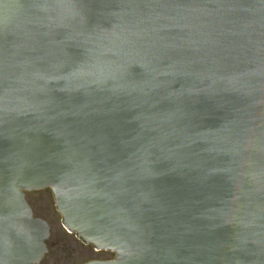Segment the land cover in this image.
<instances>
[{
	"label": "water",
	"instance_id": "obj_1",
	"mask_svg": "<svg viewBox=\"0 0 264 264\" xmlns=\"http://www.w3.org/2000/svg\"><path fill=\"white\" fill-rule=\"evenodd\" d=\"M44 188L81 264H264V0H0V264Z\"/></svg>",
	"mask_w": 264,
	"mask_h": 264
},
{
	"label": "rangeland",
	"instance_id": "obj_2",
	"mask_svg": "<svg viewBox=\"0 0 264 264\" xmlns=\"http://www.w3.org/2000/svg\"><path fill=\"white\" fill-rule=\"evenodd\" d=\"M25 198L33 214L44 219L50 228L47 252L37 264H81L89 260H109L114 258L110 251L96 250L84 244L73 233H68L61 224L52 192L49 188L25 192Z\"/></svg>",
	"mask_w": 264,
	"mask_h": 264
},
{
	"label": "trees",
	"instance_id": "obj_3",
	"mask_svg": "<svg viewBox=\"0 0 264 264\" xmlns=\"http://www.w3.org/2000/svg\"><path fill=\"white\" fill-rule=\"evenodd\" d=\"M49 239H50V238H48V240L46 241V246H48V243H49Z\"/></svg>",
	"mask_w": 264,
	"mask_h": 264
}]
</instances>
